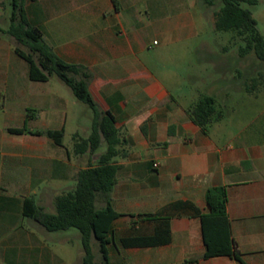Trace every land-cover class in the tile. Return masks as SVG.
I'll return each mask as SVG.
<instances>
[{
  "label": "crops",
  "instance_id": "obj_1",
  "mask_svg": "<svg viewBox=\"0 0 264 264\" xmlns=\"http://www.w3.org/2000/svg\"><path fill=\"white\" fill-rule=\"evenodd\" d=\"M216 1H25L29 23L55 53L86 69L95 103L113 115L120 133L111 199L123 216L109 235L111 264H264V107L251 108L261 97L264 71L246 63L249 55H239L240 70L216 65V76L212 55L205 65L195 64L201 42L215 29ZM8 28L0 32V264H83L80 232L47 231L24 215V201L56 213L57 197L76 188L79 172L97 166L106 144L95 153L76 152L77 141L91 134L92 110L56 76L31 80ZM203 95L223 104L242 100L250 108L245 125H225L220 116L203 130L191 116ZM22 128L23 134L8 131ZM47 131L61 132L62 144ZM212 187L227 191L242 262L204 259L201 220L189 215L170 220L166 245L122 244L155 235L161 222L145 215L170 203L189 201L209 213L206 192ZM92 251L100 263L96 241Z\"/></svg>",
  "mask_w": 264,
  "mask_h": 264
},
{
  "label": "trees",
  "instance_id": "obj_2",
  "mask_svg": "<svg viewBox=\"0 0 264 264\" xmlns=\"http://www.w3.org/2000/svg\"><path fill=\"white\" fill-rule=\"evenodd\" d=\"M26 0H11L12 13L10 26L6 33L11 35L17 46L15 53L29 65V77L33 81L46 82L56 76L73 92L77 100L92 110L91 134L87 139L80 138L76 152L95 153L103 143L106 150L99 157L97 166L79 172L76 188L59 195L56 199V213L46 212L32 199L24 201V215L35 219L47 231L56 233L76 229L81 234L84 252L83 264H97L92 251L96 241L101 256L98 264H111L108 245L111 240L115 220L122 217L112 206L111 193L116 184L118 165L112 160L119 155L117 146L122 143L115 118L104 112L95 103L88 87L90 76L83 66L70 64L60 58L47 44L43 32L32 26L27 18ZM259 0H221V7L215 14V30L230 32L234 39L240 40L239 55L250 54L264 63V37L253 17L252 9ZM217 100L203 95L191 109L193 121L203 130L218 119ZM10 133L23 134L26 129H9ZM37 134H42L37 132ZM45 134L56 144H62L61 132L47 131ZM1 192V179H0ZM209 213L202 214L192 202L177 201L164 206L155 214L145 217L161 222L153 236H137L122 239L125 247H148L166 245L171 241L170 220L189 215L201 220L202 236L205 244L204 259L232 257L242 262L232 236L231 222L227 214V191L224 187H212L206 192ZM188 264V263H184ZM190 264V263H189Z\"/></svg>",
  "mask_w": 264,
  "mask_h": 264
},
{
  "label": "rangeland",
  "instance_id": "obj_3",
  "mask_svg": "<svg viewBox=\"0 0 264 264\" xmlns=\"http://www.w3.org/2000/svg\"><path fill=\"white\" fill-rule=\"evenodd\" d=\"M3 6L2 8H5V11L1 10V13L5 14L3 18L0 17V32L1 29H5L8 26H10V16L12 13V5L11 0H2ZM221 7V0L216 1V6L213 8V10L217 9L219 10ZM253 17L256 19L258 23L259 30L264 37V0H259V5L256 7H253L252 9ZM204 38V37H203ZM200 44V48H202L201 57L194 58V62L196 65L202 66L205 65L204 59H209V55H212L213 57V76L218 75L215 66L216 65H226L229 67H233L234 71L241 68L242 61L241 57L239 56V46L242 44L240 40L234 39L233 34L230 32H219L216 31L213 28V34L208 36L207 39L205 38ZM206 45L208 46L209 50H211L212 53L205 51ZM203 46V47H202ZM246 63L249 64L251 67H256L258 65L261 66V70L264 71V63L257 60L256 55L250 54L248 57H246ZM201 59V62H200ZM227 61V62H226ZM223 62V63H222ZM226 63V64H225ZM235 73V72H234ZM237 76V74H234ZM240 77V74H238ZM230 77V76H228ZM261 87V88H260ZM259 92H261V97L258 98L257 101H255V105L253 104L251 108L257 109L264 107V84H260ZM230 103L223 104V103H217V109H218V116H223V124L229 125L234 124L235 128L243 127L245 125V116L247 114V108H245V104L240 99H230ZM86 105V104H85ZM246 106H249L246 104Z\"/></svg>",
  "mask_w": 264,
  "mask_h": 264
},
{
  "label": "built area",
  "instance_id": "obj_4",
  "mask_svg": "<svg viewBox=\"0 0 264 264\" xmlns=\"http://www.w3.org/2000/svg\"><path fill=\"white\" fill-rule=\"evenodd\" d=\"M159 166V163H154V167L157 168Z\"/></svg>",
  "mask_w": 264,
  "mask_h": 264
}]
</instances>
